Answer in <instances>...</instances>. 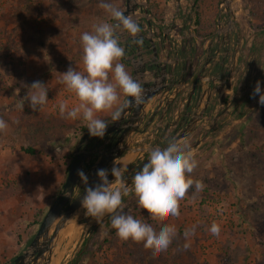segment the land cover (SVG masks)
<instances>
[{
	"label": "rangeland",
	"instance_id": "374dc122",
	"mask_svg": "<svg viewBox=\"0 0 264 264\" xmlns=\"http://www.w3.org/2000/svg\"><path fill=\"white\" fill-rule=\"evenodd\" d=\"M181 1L180 13H177L176 3H171V0L144 2L152 23L151 33L142 7L133 18L137 21L141 19L139 26L148 32V37L157 40L167 32L169 39L177 41L176 37H171L174 30L183 43L192 37L200 39L198 36L206 37L217 32L220 21L221 30L228 29L229 15L226 12L238 7L235 29L244 34V44L241 46L243 60L238 77L242 79V73L245 76L252 71L257 74L264 71V67L261 68L264 64V47L258 61L257 55L250 52L256 34L252 25H256L258 17L264 15V0H234L227 10L221 5L222 0ZM105 2L114 4L122 11L126 8V0ZM100 3L101 0H0V118L9 122L7 132L0 133L2 138L6 134L10 137L8 139L20 144L19 137H13L12 134L20 133L19 122L26 116L16 105L23 99V89L28 90L26 86L34 81L48 86L49 100L43 112L39 111L38 117L35 115L36 121L31 120L29 125L33 128L35 124L51 123V110L57 109V106L54 107V91L61 86L60 73L66 72L70 66L82 70V33L91 32L93 25L101 21L114 23L99 7ZM249 10H254L256 17L251 19ZM188 18H191L190 24ZM169 28L171 31L168 32ZM128 38L136 37L125 33L120 36V42ZM252 64L254 67H251ZM237 90L241 92L242 88ZM7 97L8 100L5 99ZM255 100L248 113H238L237 120L240 119L233 130L229 131L228 136L239 138L229 154L216 157L205 169V160H199L202 163H198L201 164L198 165L197 177L205 187L199 193L189 191L188 197L180 202V213L183 216L167 221L176 227L177 237L166 251L154 256L142 244L119 239L114 241L115 238L109 236L111 225L106 226L103 222L93 231L95 220L84 216L77 218L62 233L54 264H264V106L259 104V96ZM24 109L28 112L29 108ZM245 113L246 117L242 118ZM35 116H30V119ZM75 128L77 130L78 126ZM46 129L48 127H44L43 131ZM8 139L1 142L5 150L10 146ZM30 174L24 172V175L19 177L16 174L13 178L2 171L0 187L9 196L16 195L23 207L32 200L40 204L39 198L42 200L43 197L42 202L49 209L65 182L58 184L52 196L47 199L44 193L38 191V185L34 184L36 176L31 183ZM52 178L48 180L50 183ZM28 186L34 189L32 193L26 190ZM132 194L126 196L123 203L124 213L152 224L158 231L160 225L152 221L145 210L138 209ZM48 209L42 214L38 211L37 220L42 221ZM213 222L221 227L218 237L207 230ZM193 227L195 234L186 241L184 231ZM0 237V264H9L26 246L18 248L9 236ZM186 242L190 243L187 250L183 248Z\"/></svg>",
	"mask_w": 264,
	"mask_h": 264
},
{
	"label": "clouds",
	"instance_id": "9594fccd",
	"mask_svg": "<svg viewBox=\"0 0 264 264\" xmlns=\"http://www.w3.org/2000/svg\"><path fill=\"white\" fill-rule=\"evenodd\" d=\"M99 7L115 23L101 21L93 25L91 32L82 33V70L70 66L66 72L60 73L59 82L65 91L75 97L76 103L71 108L67 103H61L59 114L65 119L82 120L92 137L103 139L109 125L103 114H110L113 122L119 121L132 101L136 106L144 103V89L121 62L125 49L120 46V36L126 33L137 37L141 31L139 23L131 14L126 16L120 8L105 0H101ZM26 87L27 94L16 107L23 110L27 102L33 112L42 111L49 100L48 86L34 81ZM257 95L259 104L264 106V91L259 81L252 98ZM121 97L132 99H125L121 104ZM8 127V122L0 118V133H6ZM197 167L198 161L193 155L191 144L173 139L164 148L152 149L147 163L135 172L132 193L138 207L160 225L158 231L152 224L124 213L123 197L130 193L123 179L125 169L116 162L111 169L114 182L109 181V171L106 169L97 171L98 181L94 185H90L83 171L78 172L85 186L80 203L85 215L98 224L109 216L111 228L119 240L142 244L146 250L158 256L177 237L176 227L167 221L180 216V202L190 190L199 193L205 187L201 180L192 177ZM65 195L70 193L65 192ZM207 230L218 237L221 227L213 222ZM194 234L195 227L186 229L183 235L189 241ZM189 247L188 242L183 245L185 250Z\"/></svg>",
	"mask_w": 264,
	"mask_h": 264
},
{
	"label": "crops",
	"instance_id": "0c3cea01",
	"mask_svg": "<svg viewBox=\"0 0 264 264\" xmlns=\"http://www.w3.org/2000/svg\"><path fill=\"white\" fill-rule=\"evenodd\" d=\"M178 1H179V4H178L179 11H177V13H180V10H181L180 5L182 1L181 0H178ZM172 2L173 4L176 3V8H177L178 5H177L176 0H171V3ZM238 34H241V33H239L237 29H233L231 31H229L228 29L224 31L221 30L220 33L213 32L211 35V38H209L207 42L203 45L200 44L201 43L200 39L192 37L194 45H196V48L198 49V51L200 50L199 51L200 54L203 53V56H205L204 54L207 53V51L209 50L210 51L214 50L215 54H217L215 59H213V62L207 66L208 69L209 68L210 69L207 75L208 77L203 80L204 88L208 87L209 82L211 83L212 79L216 78L217 76L218 78L215 81V83L223 84L224 81L226 80V76L229 73H231V70H233V73L230 75L228 79L229 82L225 84L224 88H222L218 94L219 97L217 101V107L215 108V111L213 114L214 119L212 120L211 123H209V127H210L211 125H213L214 122H217L214 129H212V131L207 136L202 137L200 133L206 124V121H203L200 124L199 129L194 134H192L187 139L181 140L182 143L187 141L188 143L191 144V146H193V144L195 145L198 139L202 137V141L199 144H197V146L192 150V152H193L195 159L198 161V163L201 162L199 160H202V161L205 160V164L203 165L204 169L208 168L209 165H211L214 162L216 157L229 154L232 148H234L233 146H235V144H237V142L239 141V138L233 139L230 136H228V134H229V131L233 130L236 122L240 119L238 118L237 120L238 113L241 114L243 113V111L248 113V109L251 107V105L255 104L256 97L253 99L252 94L254 92V89L258 81L261 82V89L262 91H264V76L261 78H258V74L256 73V71H252L251 74L245 75L243 79L238 77L239 73H234V68L237 66V58L233 64L232 69L229 71V73L227 72L228 68L232 64L231 55L227 59L226 64L223 63L222 69L216 68V64L218 63L221 64V62L224 61V59L221 60V58H223L222 54L224 55L225 53V55H228L229 53L228 48H230L231 45L233 46L235 42L237 41L239 42ZM226 35H228L227 38H226ZM242 36H243V33L241 34L242 41L240 44L238 43L239 46L240 45L243 46L244 44V40ZM171 37H176V40L178 41V43L177 41H172V43H174L175 48L177 50L181 49L182 55L181 57H179L178 54L176 53V50H174V47H173L174 45L172 46V45L167 44V46L163 45L160 50V53H159L160 60L165 61L167 54H169L171 56V60L169 61L171 65L175 64V57H179V66H181V64L184 65L185 62H187V60L189 59L185 55L191 54L190 49H189V46H190L189 40H185L182 43L180 41L181 39H179V36L174 30H173V33L171 32ZM166 38L168 39V37ZM212 39L213 41L210 44V40ZM224 46L227 48V51H224L223 53L222 52L223 49L221 50V48H223ZM150 49L151 48H149V50ZM147 50L148 49L146 48H142V54L146 53ZM186 52L187 54H183ZM262 53L263 52H261V56H262ZM129 57H130L132 67L127 66L125 63H123L122 60L121 62L125 65L127 71L133 77L134 67H133L132 57L134 58H139V57H136L134 54L129 55ZM144 57H145L144 58L145 60L149 58V57L147 58L146 56ZM252 57L254 56L252 55ZM190 60H193V59H190ZM204 60L205 59L203 57V60L201 59V60L195 61L196 64L199 66H198V69L194 72V74H192L193 76L190 78V81H193L194 77H196V74L199 72V70L204 68L205 63H206V61ZM251 67H254L253 64L251 65ZM262 67H264V64L261 65V68ZM150 76H147V77H150ZM190 81L187 82L186 84L187 87L189 86ZM232 81H234L233 85L235 86L234 88L235 91L232 95H228V90L226 89V86H228L230 82ZM238 86L242 88V91L237 94L236 90L237 88H239ZM54 92L56 93L54 95L55 97L54 107L57 106V109L54 111L51 110V113H50V115L52 116L51 123L47 125H44L43 123L40 125L35 124L33 128H31L29 123H31V120L32 122L36 121V118L38 117L37 116L38 112H33L31 108L29 107L28 103L25 102L24 108H29L30 110L28 109V112H26L25 109H23V114L24 116H26V118L23 119V121L19 122L20 125L18 129L20 130V133L13 132L12 134L13 137L15 136L19 137L20 144H15L12 139H8L10 137L6 136V134L3 136V138L2 136H0V164L2 165L0 166V175L2 171H5V173L8 174L9 177L14 178L15 176L13 175H16V174H19V177H20L22 176V174L24 175V172L31 173L30 174L32 178L31 183H33L34 181L33 177L36 176L34 184L36 183V185H38V188H39L38 191H40L41 193H44V197H47V199L52 196L53 191L56 190V187L58 186V184L66 181L70 164L75 156V149L81 143L82 138L84 137V136L82 137L79 136V132L77 130L79 129V126H85L82 120L65 119L61 117V115L59 114V105L61 103H67L69 108H71L76 103L75 97L72 94L65 91L62 85L58 86V88ZM26 94H27V90L23 89V97ZM226 96H228L230 100V102L227 105H225L223 101H221ZM213 97L211 99V104L213 101ZM5 99L8 100L9 98L7 97ZM125 99H127V97H121L120 103L123 104ZM157 107H158V100L151 102L146 107L147 108L146 110L148 111V117ZM29 112H30V115H29ZM40 112H43V110ZM247 113H245V116L243 115L242 118L246 117ZM30 116L31 117L35 116V118L30 119ZM103 118L108 123L112 121L110 114H103ZM176 118H177V115L172 118L173 121ZM63 120L66 122H64ZM158 120H159V116L156 117L154 122L150 125V127L147 130L145 131L140 130L139 132L133 135L128 145V151L124 157L125 161L130 160V159L132 161H136L138 159V151L136 150L137 147H143L147 143H152L153 145H159L161 143L160 142L159 144H157L155 141V139H159L160 137L159 131L156 134V138H152L150 134L154 126L158 122ZM76 121H78V125H76ZM168 121H170L169 117H166L164 120V124L165 122H168ZM10 123L12 124L13 122H10ZM76 126H78L77 130L75 128ZM44 127H48V129L43 131ZM142 127L143 125L141 126V128ZM50 133L52 136L50 135ZM46 136H49V138L45 139ZM5 139H8L10 141V146L6 150L3 149L1 146V142L5 141ZM167 139H168L167 136L164 137V140H167ZM94 142L95 140H93V138H90L89 136L86 137L85 143H90L92 145L94 144ZM43 144H46V146H44ZM31 148L34 149L33 155L27 154L22 151V149H31ZM114 163L115 162L110 164V167L108 169L109 172L114 166ZM198 170L199 168L197 167L192 174V177L194 179H198L197 177L198 172H199ZM50 177H53L51 179V183L48 181ZM46 178H47V181H46ZM26 190L31 193L34 191V189L32 190L29 186L27 187ZM36 190L37 188H35V191ZM190 191L192 193L194 192V190L193 191L190 190ZM48 192H50L49 196H48ZM129 193L130 194L132 193V185L129 188ZM186 196L188 197V195ZM43 199L44 198L42 197V200ZM39 200L41 201L40 204L32 200V202L27 204V206L23 207V203H21V201L18 199L16 195L9 196L7 192H5L4 188L0 187V234H1L0 236H4V238L5 236H9L8 238H10L13 242H15V245H17L18 248L19 247L22 248L25 246L27 247V245L29 244V240L33 237V235L37 231V226L35 224V221L38 219L37 212L40 211L42 214L46 209H48V207L46 208V205L42 202L41 197L39 198ZM183 206H186V205H183ZM138 209L140 208L138 207ZM181 216H183V214L182 215L180 214L179 217L181 218ZM1 238L2 237H0V245H1Z\"/></svg>",
	"mask_w": 264,
	"mask_h": 264
},
{
	"label": "water",
	"instance_id": "95a60500",
	"mask_svg": "<svg viewBox=\"0 0 264 264\" xmlns=\"http://www.w3.org/2000/svg\"><path fill=\"white\" fill-rule=\"evenodd\" d=\"M145 1L147 0H126V8L123 12L126 16L131 14L134 17L142 7L144 16L147 18L149 24V32L151 33L152 23L148 18L149 11L144 4ZM176 2L178 5L179 1L176 0ZM233 2L234 0H222L221 5L227 10ZM176 11H179V5ZM238 11L237 7L234 10H230V12L229 10L226 12L229 15L227 27L229 31L235 29ZM219 18H222V14L219 15ZM137 22H141V19H138ZM221 27L220 21L217 33L221 32ZM170 28L168 32L171 31ZM137 36L143 39V31L141 30ZM145 37L150 42L153 54L145 60L142 48H139V58L132 57L134 67L133 78L144 89V103L136 106L135 102L132 101L124 110L119 121H111L109 123L103 139L93 137L95 142L91 145L90 143H85L86 136L82 138L81 143L75 149V156L70 164L66 181L62 186L59 196L43 217L34 238L9 264H54L56 249L62 233L77 218L86 216L85 210L80 203V199L85 194V186L80 180L78 172L83 171L87 175L90 185H94L98 181L97 171L99 169L108 170L110 164L116 162L118 165L124 167L123 179L130 188L135 172L147 163L149 154L138 158L136 161H132L131 159L125 161L124 157L128 151V145L133 135L140 130H147L157 116H159V120L150 134L152 138H156V134L159 131L160 137L159 139H155L156 143L165 142L159 145L160 148L166 147L170 140L176 139L181 141L189 138L199 129L203 121H206V124L200 133L202 137L207 136L216 126L217 122H214L209 127V123L214 119L213 114L217 107V102L214 99L216 90L224 88L233 70L226 76L223 84L215 83L218 78L217 76L212 79L211 83L209 82L208 87L204 88L203 80L208 77L210 69L207 67L210 64L209 60L205 63L204 68L196 74L194 82L189 83L187 87V82L193 76L191 75L193 60L187 61L183 66H179V57H175V64L171 65L169 62L171 56L167 54L166 60L161 61L155 38ZM163 37H167V32H164ZM240 39L241 34H238V40ZM212 41L213 39L210 40V44ZM223 63L224 61L221 64H216V68L222 69ZM153 66L154 69L149 70V67ZM146 75L151 76L147 77ZM212 97L213 101L211 104ZM127 99L131 100L132 98ZM155 100H158V107L148 117L146 107ZM176 115L177 118L173 121L172 118ZM166 117H169L170 121L164 124ZM142 125L143 127L141 128ZM166 136L167 138L172 137V139L166 142L164 140ZM202 137L198 139L195 145L191 146L192 150L202 141ZM108 179L110 182H114L115 180V177L111 175V171L109 172ZM65 192L70 193V195L66 196ZM108 218L110 217L106 216L103 222ZM99 225L95 221L93 231ZM88 242L86 245H88Z\"/></svg>",
	"mask_w": 264,
	"mask_h": 264
},
{
	"label": "trees",
	"instance_id": "16d2710c",
	"mask_svg": "<svg viewBox=\"0 0 264 264\" xmlns=\"http://www.w3.org/2000/svg\"><path fill=\"white\" fill-rule=\"evenodd\" d=\"M196 1H198V0H196ZM247 8V7H246ZM246 11H247V9H246ZM248 13H249V16H250V14H251V19H252V17H256V15H255V11L254 10H249L248 11ZM160 20H162V19H160ZM258 23L256 24V25H252V28L253 29H255V32H256V34L254 35V43H253V46L251 47V53H255L256 55H257V57L256 58H258L257 59V61L259 60V58L261 57V51H262V49H263V47H264V15H262L261 17H258ZM254 24V23H253ZM141 30L143 31L144 29L141 27ZM144 31H146V30H144ZM147 32V31H146ZM143 34H144V38L141 40V42L140 41H137V40H135L134 41V45L132 46H129L128 44H125V46H122L123 48L125 47V49H126V52H125V56L122 58V61H123V63H125L127 66H130V67H132L131 66V61L130 60H128V59H126V57H127V55H129V54H132L133 52H134V50L137 48L138 50H139V48H146V49H148L147 50V54H153V49L151 48V45H150V42H149V40L145 37V33L143 32ZM162 34V33H161ZM161 34H159V36H161ZM211 35L212 34H210V35H208V36H206V37H201V36H198V37H200V40H201V45H203V44H205L206 42H207V40L209 39V38H211ZM242 37H244V34H243V36ZM145 39H147V40H145ZM121 46V45H120ZM156 46H157V50H158V54L160 53V50H161V48H162V46H163V44H156ZM127 47V48H126ZM149 48H151L150 50H149ZM129 50V51H128ZM258 63V62H257ZM259 64V63H258ZM154 69V66L153 67H149V70H153ZM241 71L240 70H238L237 71V73H240ZM241 74V73H240ZM264 76V72H262V73H260V74H258V78H261V77H263ZM243 77H244V74L242 73V79H243ZM237 91V94L238 93H240L239 92V90H236ZM223 103L225 104V105H227L229 102H230V100H229V97L228 96H226V97H224L223 98ZM78 132H79V136H86V137H90V138H93L91 135H90V133H89V131H88V129L85 127V126H82V127H79V129H78ZM170 139H172V137L171 138H168L167 140H166V142L168 141V140H170ZM165 142H162V143H160L159 145H162V144H164ZM23 151L25 152V153H27V154H30V155H33L34 154V149H23ZM126 201V197H123V203ZM44 215H45V213H44ZM43 215V216H44ZM41 217H42V215H41ZM40 223H41V219H39V220H37L36 222H35V224H36V226H37V230H38V228H39V225H40ZM104 225H106V226H110L111 225V223H110V218H108L105 222H104ZM37 232V231H36ZM36 232H35V234H36ZM35 234L33 235V237L29 240V243L31 242V240L34 238V236H35ZM111 235V237H113V239H114V241H117L119 238L115 235V230L114 229H110V233H109V236ZM108 236V234L106 235V243H108V241H107V238L109 237ZM82 252V251H81ZM80 252V253H81ZM87 255V252L84 254V256H86Z\"/></svg>",
	"mask_w": 264,
	"mask_h": 264
},
{
	"label": "flooded vegetation",
	"instance_id": "af4514ba",
	"mask_svg": "<svg viewBox=\"0 0 264 264\" xmlns=\"http://www.w3.org/2000/svg\"><path fill=\"white\" fill-rule=\"evenodd\" d=\"M226 11V10H225ZM188 14H189V12H188ZM190 15V14H189ZM188 23L190 24V22H191V18L189 19L188 18ZM143 32L145 33V36H147L148 35V32H146V31H144L143 30ZM192 39V40H191ZM135 40H137V41H140L141 42V40H142V38H140V37H136V38H134L133 39V41H132V39H130V38H128L126 41H124V42H120V45H121V47L122 46H125V44H128L129 46H133L134 45V41ZM145 40H147V39H145ZM189 43H190V46H189V49H190V53L191 54H189V55H185L186 57H188L189 59L187 60V61H190V59H193V69L191 70V75L192 74H194V71L195 70H197L198 69V66L199 65H197L196 64V60H203V57H204V61H209L210 60V63H212L213 62V59H215V57L217 56V54H215V51L214 50H212V51H207V53H205L204 55L205 56H203V53L202 54H200V50L198 51V49L196 48V45H194V42H193V38H190L189 39ZM239 42L237 41V42H235L234 43V45L232 46V48H231V46H230V48H228V55H225V53H224V51H227V48L224 46L223 48H221V50H222V52L224 53V55L222 54V56H223V58H221V60H223L224 59V64H226V62H227V59L229 58V56L231 55L232 56V64L230 65V67L228 68V73H229V71L232 69V67H233V64H234V62L236 61V58H237V66L234 68V73H237V71L238 70H241V65H242V60H243V58H242V54H241V52H243V49H242V47H241V45L239 46V44H238ZM156 44H163V45H165V46H167V44H169V45H174V43H172V40L171 39H167V38H164L163 37V35L161 36V37H159L157 40H156ZM199 46H200V44H199ZM174 47V50H176V53L178 54V56L179 57H181V55H182V51H181V49L180 50H177L176 48H175V45L173 46ZM127 48V47H126ZM199 48V47H198ZM124 49H125V47H124ZM183 50V49H182ZM220 50V51H221ZM129 51V50H128ZM219 51V52H220ZM125 52H126V49H125ZM138 49L136 48L135 50H134V52L132 53V54H134L136 57H139L138 56ZM183 54H187V52L186 53H183ZM129 55H131V54H129ZM129 55H127V57H126V59H128V60H130V57H129ZM143 55L144 56H146L147 58L148 57H150L151 56V54H147V53H143ZM200 57H201V59H200ZM196 59V60H195ZM186 63V62H185ZM181 66H183V64H181ZM249 66V65H248ZM247 66V67H248ZM197 68V69H196ZM195 78V77H194ZM194 82V79H193V81H190V84L191 83H193ZM229 81H227V83H228ZM226 83V84H227ZM221 91V90H220ZM219 88L216 90V94H215V101L217 102L218 101V97H219ZM16 257V256H15ZM14 257V258H15ZM13 258V259H14ZM13 259H12V261H13Z\"/></svg>",
	"mask_w": 264,
	"mask_h": 264
},
{
	"label": "built area",
	"instance_id": "2783aa9c",
	"mask_svg": "<svg viewBox=\"0 0 264 264\" xmlns=\"http://www.w3.org/2000/svg\"><path fill=\"white\" fill-rule=\"evenodd\" d=\"M234 81L230 82L228 86H226V89L228 90V95H232L235 91V86L233 85ZM222 101V100H221ZM160 147L159 145H153L152 143H147L143 147H137L136 150L138 151V158L144 157L149 154V152L156 148Z\"/></svg>",
	"mask_w": 264,
	"mask_h": 264
}]
</instances>
